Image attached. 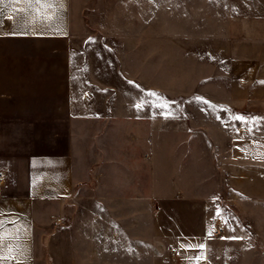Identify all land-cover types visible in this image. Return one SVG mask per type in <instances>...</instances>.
Listing matches in <instances>:
<instances>
[{"label":"rangeland","instance_id":"1","mask_svg":"<svg viewBox=\"0 0 264 264\" xmlns=\"http://www.w3.org/2000/svg\"><path fill=\"white\" fill-rule=\"evenodd\" d=\"M73 13L77 40L97 42L76 49V57L99 60L90 66L93 74L118 76L107 107L97 101L92 108L93 116L105 118L100 140L109 153L97 154L105 175L80 188L70 217L38 247V259L164 264L169 249L155 228L163 223L157 197L164 195L165 154L178 155L181 146L194 152L198 139L227 138L233 129L237 140L245 127L264 135V108H247L249 94L258 102L264 83V0H73ZM51 101L0 97V112L6 110L0 123L12 125L22 148L40 151L37 131H49L57 119ZM115 137L123 139L125 173L133 164L132 191H116ZM153 173L155 198L142 190V184L151 188L146 182Z\"/></svg>","mask_w":264,"mask_h":264},{"label":"crops","instance_id":"2","mask_svg":"<svg viewBox=\"0 0 264 264\" xmlns=\"http://www.w3.org/2000/svg\"><path fill=\"white\" fill-rule=\"evenodd\" d=\"M95 45L77 40L73 0L49 8L0 2V97L52 98L57 108L49 131L46 126L35 135L40 151L22 148L12 125L0 123V264H41L37 249L66 223L77 192L105 175L97 155L109 153L100 140L105 118L93 116L92 108L97 101L107 107L108 88L118 76L93 74L90 66L102 63L75 55ZM261 85L258 102L250 93L247 108H264ZM114 123L122 127L116 118ZM231 135L198 139L194 152L181 146L178 155L165 154L164 195L157 197L163 223L155 228L169 249L164 264H264V135L251 127L239 140L235 129ZM122 141L115 137L110 144L117 192L137 186L133 164L125 173ZM154 180L155 173L146 182L151 188L142 184L153 198Z\"/></svg>","mask_w":264,"mask_h":264},{"label":"snow or ice","instance_id":"3","mask_svg":"<svg viewBox=\"0 0 264 264\" xmlns=\"http://www.w3.org/2000/svg\"><path fill=\"white\" fill-rule=\"evenodd\" d=\"M0 2H2V0H0ZM17 2H20V0H17ZM23 2L28 3V4H38L40 5L42 8H49L54 6V4H56L58 2V0H23ZM0 239H2V237H0Z\"/></svg>","mask_w":264,"mask_h":264},{"label":"built area","instance_id":"4","mask_svg":"<svg viewBox=\"0 0 264 264\" xmlns=\"http://www.w3.org/2000/svg\"><path fill=\"white\" fill-rule=\"evenodd\" d=\"M4 181V174L2 172H0V186L3 184ZM223 233L221 228H217V230L215 231V235L217 236H221Z\"/></svg>","mask_w":264,"mask_h":264}]
</instances>
